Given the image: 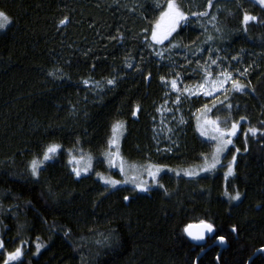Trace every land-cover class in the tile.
<instances>
[{
    "label": "trees",
    "instance_id": "trees-1",
    "mask_svg": "<svg viewBox=\"0 0 264 264\" xmlns=\"http://www.w3.org/2000/svg\"><path fill=\"white\" fill-rule=\"evenodd\" d=\"M201 1L179 3L189 15ZM165 3L0 0V11L12 20L0 30V262L21 246L23 256L15 264H195L199 252L223 236L227 245L219 255V247L210 246L196 264H264L263 252L252 256L264 248V136L244 135L249 127H264V7L254 0H213L226 30L215 47L226 45L242 71L247 69L242 91L229 88L198 100L215 103L211 116H226L229 125L239 122L226 153L237 157L235 175L226 180L221 166L184 175L209 154L193 123L170 151L155 152L152 119L167 90L161 78L175 67L169 58L157 59L144 37L150 40L157 4ZM245 12L259 20L245 26ZM193 24L173 35L192 43L200 36ZM183 60L175 63L185 74L190 69L185 64L194 63ZM109 78L116 79L115 86L106 84ZM117 122L124 124L120 156L126 163L163 168L157 177L163 188L151 177L145 180L152 183L149 192L130 183L113 188L98 178L126 180L106 159ZM52 144L59 151L33 177L29 162ZM73 155L91 157V170L77 177L69 163ZM225 191H239L240 200H229ZM201 220L212 223L214 233L198 246L184 228Z\"/></svg>",
    "mask_w": 264,
    "mask_h": 264
},
{
    "label": "snow or ice",
    "instance_id": "snow-or-ice-1",
    "mask_svg": "<svg viewBox=\"0 0 264 264\" xmlns=\"http://www.w3.org/2000/svg\"><path fill=\"white\" fill-rule=\"evenodd\" d=\"M254 2L261 7H264V0H254ZM213 6V0H208L207 7L211 8ZM157 8L160 9L159 17L155 21V23L152 25L150 30V40L148 36H145L144 39L147 42V46L150 48H154L157 45H164L167 41L171 48L175 49L179 47V44L173 43L175 40L174 33H177V30L181 27L182 24H185L189 21V15L186 14V12L183 10L182 6L179 3V0H166V3L164 5L157 4ZM209 15L208 11H201V12H192L191 16L193 17H207ZM216 19L215 16H212V20L214 21ZM68 18L65 17L60 21V24L63 25L67 22ZM259 18L255 15H251L247 12L243 14L242 21L245 26L248 25L249 22H256ZM12 23L11 18L9 15L4 12L0 11V30H4L7 28L8 25ZM146 32L148 29L145 30ZM120 39H123L122 34H118ZM117 37H112V39H116ZM212 37L209 36L208 40H211ZM203 51V49H202ZM156 55L161 56V52H157ZM232 59H237L236 57H233ZM210 65H216L217 59H213L211 56L209 57ZM210 65H205L204 67V77H203V83L199 84L196 88H188L183 87L181 88L180 84L182 81H180L179 74H176V78L172 79L170 81L166 80L164 77L161 78L162 82H164L166 85H170L171 89L177 93L176 100L174 101L175 104L179 105L181 103V97L183 96L185 99H188L191 96H197L199 97L201 94L204 96H214V93L219 92L221 90H224L225 92L227 89L224 88L226 84L231 82L232 89L236 92H240L245 88V85L239 83L238 80H236L232 73L227 71L226 69H221V71L216 75V77L213 79L212 77V71H210ZM127 67L131 68L132 64H127ZM94 67V66H93ZM247 72V69L244 70L243 73H240V75H244ZM50 75H56V73H50ZM85 85H87L89 82L88 80L83 81ZM107 85L115 86L116 79L115 78H109L106 80ZM186 94V95H185ZM221 104H224L227 109H231L233 106L230 103H225V101H220ZM213 107H216L215 103L213 104ZM139 111V107H137L136 111L133 112V115H136V112ZM211 109L208 108L207 105L204 106L202 109L203 116L197 117V129L200 131L201 136H208L209 140L213 142L214 147L213 151L211 152L210 156L205 155L203 157L204 164L200 168L201 172L205 173H211L217 169L218 166L226 167L225 172V179L227 180L228 177L235 175V165L237 157L236 155L232 156V160L227 164L224 165L222 162L221 157L224 156L225 152L229 150V145L233 144L232 137H235L237 135V131L239 129V122H232L230 128H221L220 120L219 118L213 120L207 118V113L210 112ZM246 117H241L240 120H245ZM203 120V123L201 124L200 121ZM183 123V120H181ZM224 123H228L227 120L224 121ZM262 125H264V121L261 122ZM124 125L120 122H117L112 127L113 135L108 141L109 151L106 153V156L109 160L110 164H114V161L116 159H120V172L122 174L127 175L124 168V162L123 159L120 157L119 152V135H122ZM210 129V133H209ZM171 131V129H169ZM260 134L261 136H264V127L262 128H256V127H249L247 131L244 133L245 137L247 138L248 134H251L253 137L257 136V134ZM115 147V152H113L111 149ZM60 146L56 144L48 145L42 156L32 159L29 162V170L33 177H39L40 172L44 168L46 162L52 160L55 156V154L59 151ZM236 153L240 152L239 148L235 149ZM245 151H247V147H245ZM69 163H72L76 166L73 167L72 171L75 173L77 177H80L82 172L87 173L91 167V157H88L87 160H85V157L82 155L79 159H76V157H73ZM130 171L135 172V175L131 176L130 180H125L123 183H133L135 188L138 189L140 192H149L150 186L147 181H144L140 179L139 177L142 175L140 170L133 166ZM144 171L147 172L148 176L152 178L153 181H157V177L161 172L164 171L163 168L149 165L144 168ZM168 171H173L169 169ZM180 173L177 172L176 175H179ZM199 173L193 172V171H184V175L186 176H194L198 175ZM99 175V174H98ZM101 179H103V182L107 185H111L113 188L116 187L118 184L121 183L119 180H113L109 178H104L101 176ZM157 186L160 188H163V184H159L157 181ZM225 195L228 196L229 200H240L241 193L239 191H236L234 195L228 193L225 191ZM123 199L125 201H128L130 199L129 196H124ZM233 232L236 231L235 228L232 229ZM184 232L194 241H201L204 240L206 233H213L214 232V226L210 222H206L204 220H201L198 225H192L189 224L185 227ZM219 240L221 243H224L225 238L223 236L219 237ZM42 245L37 244L36 245V251L37 254H39L40 248ZM4 248V241L0 240V249ZM260 251L264 252V248L260 249ZM23 256V249L22 247H17L15 251L8 252L6 259L3 261V264H15V262L19 261L21 257Z\"/></svg>",
    "mask_w": 264,
    "mask_h": 264
},
{
    "label": "rangeland",
    "instance_id": "rangeland-1",
    "mask_svg": "<svg viewBox=\"0 0 264 264\" xmlns=\"http://www.w3.org/2000/svg\"><path fill=\"white\" fill-rule=\"evenodd\" d=\"M201 5L202 6L196 5V9L194 10V12L208 11L209 15L207 17L197 18V17L191 16V13L193 12L192 11L189 13V21L185 24H182V26H184V25L190 24L191 22H194V24L192 26L195 27V30H198L200 36H197L196 39L192 43L185 44L182 41H179L178 39L175 38L173 43L179 44V47H177L175 49L171 48L169 43L166 41L164 45H157L154 48H150L147 46L148 50L150 52H152V54L157 59H159L160 61L167 60V58L171 59L170 63L175 68H173L172 71H169V75L165 79L170 81V80L176 78V74H179L180 81H182V83L180 84L181 88H183L185 86L188 88H196L199 84L203 83L204 67H205V65H210V60H209L210 56L213 59H217L216 65H210V71H212L213 79L216 77V75L223 68V69H226L227 71L231 72L233 77L236 80H238L239 83L245 85V88H246L245 81L243 80V75H240V73H243V71L241 69L240 62H239L238 58L236 57V55L233 56L232 53L228 52V50H226V45L224 46V44L221 43L222 41H219V44L221 46H224L225 48L224 47H215V45L218 44V40L223 39L225 37V33H226V30L222 27V24L219 21V16H218L219 7L215 5V6H212L211 8H208L206 0L201 1ZM212 16L216 17V19L214 21L212 20ZM209 36L212 37L211 40H208ZM224 40H225V38H224ZM202 49H203V51H202ZM232 51L233 50H231V52ZM157 52H161L162 55L161 56L156 55ZM182 52L185 53L183 56H184V60H186L187 63H189L190 61H192L194 63V66H190V65L185 64L186 68H190V69H188L189 72H186L185 74H182L183 73L182 71H181L182 73L179 72L180 67H177V63H175V62H179L180 59H182L183 56H178L179 53H182ZM190 54H191V56H190ZM233 57H236L237 59H232ZM186 77H188V78H186ZM224 88L227 90L229 88H232L231 82L226 84L224 86ZM166 89L167 90L165 92L164 98L159 103V105L157 106L156 112H155V117H153V119H152V130H151L152 132L150 135H152V137L154 139L155 152L162 153V152L170 151L169 149H171L173 144L179 140V137L181 136L182 131L187 126V124L193 123L194 131H196V133L198 134V136L200 137L202 142H204L206 145H208L209 154L206 153L205 155L210 156L211 152L213 151L214 144L212 141L209 140L207 135L201 136L200 131H198V129H197V123H198L197 117H202L204 115L202 112V109L206 105V104L203 105L201 102H198V100L199 99L205 100L207 98L208 99H214V97H216L218 94L223 93L225 91L221 90L219 92H216V93H214V96H211V97L204 96L201 94L199 97L191 96L188 99H185L182 96L181 97V103L179 105H177L174 103V101L176 100V97H177V93L171 89L170 85H167ZM207 106L212 111L213 105L208 104ZM211 111L207 113V118L213 119V120L219 118V120L221 122V124H220L221 128H230L231 127V124L229 125L227 123H224V121L227 120L226 116L225 117L224 116L223 117H214V116H211ZM181 120H183V123L181 122ZM200 123L202 124L203 120H201ZM169 129H171V131H169ZM209 133H210V129H209ZM122 134H123V131H122ZM112 135H113V133H112ZM112 135H111V137H112ZM121 136L122 135H119V141H120ZM232 140H233V137H232ZM112 151L115 152V149ZM226 153L227 152H225L224 156L221 157L223 163H225V162L229 163L232 160V156L226 157ZM73 157H76V159H79L81 157V155H73V156H71L70 160ZM106 159H107V163H108L110 168H117L120 170V159H116L114 161V164L109 163L107 156H106ZM85 160H87L86 157H85ZM123 162H124L125 172L127 173V175H125V174H123V175L127 180H130L131 176L136 174L135 172L130 171V169L133 166L138 168L140 170V172L142 173V175L139 177L140 179L145 181L149 178L147 172L144 171L145 167H143V165L134 164V163H126L124 161V159H123ZM202 162L204 164L203 158H202ZM70 164L72 165V169L74 166H76L72 163H70ZM203 164H201V165L198 164L197 166L194 165L193 172L197 171L200 174L201 173L200 168L203 166ZM149 165H152V164H149ZM149 165H147V166H149ZM152 166H154V165H152ZM226 170L227 169L225 168L224 172H226ZM188 171H192V170L190 169ZM203 173H205V172H203ZM82 174H84V173L82 172ZM108 175H109V177L111 176L110 178L113 180L121 181V183L118 185L130 183V185L134 186V184L131 182L123 183V181H125L123 176L121 179V178L113 177L110 174H108ZM98 178L103 182V179H101L100 176H98ZM148 183H149V185L152 184L150 182H148ZM0 240H2V239L0 238ZM3 251H4V249H0V253ZM4 255L7 256V253L5 252ZM4 258L6 259L5 256H4ZM5 259H3L0 262V264H3V261Z\"/></svg>",
    "mask_w": 264,
    "mask_h": 264
},
{
    "label": "water",
    "instance_id": "water-1",
    "mask_svg": "<svg viewBox=\"0 0 264 264\" xmlns=\"http://www.w3.org/2000/svg\"><path fill=\"white\" fill-rule=\"evenodd\" d=\"M199 222L200 221H197V222H191V223H189V224H192V225H198L199 224ZM207 222V221H206ZM188 224V225H189ZM187 226V225H186ZM185 226V227H186ZM185 229V228H184ZM184 234H185V236L188 238V240L191 242V243H193L194 245H198V246H201V245H204V244H206V242H207V238H208V236H210V235H212L213 233H206L205 234V238H204V240H201V241H194V240H192L185 232H184ZM218 246L219 247V251H218V254L217 255H219V253L221 252V250L223 249V248H225L226 247V240L224 241V243H221L220 242V240H219V237H217L210 245H208V246H206L203 250H201L200 252H199V254L197 255V257H196V259H195V264L197 263V260H198V258L203 254V252L207 249V248H209L210 246ZM260 249H262V248H259V249H257L254 253H253V255L252 256H254V255H256L258 252H262V251H260ZM264 253V252H263ZM250 260V259H249ZM249 262V261H248Z\"/></svg>",
    "mask_w": 264,
    "mask_h": 264
},
{
    "label": "bare ground",
    "instance_id": "bare-ground-1",
    "mask_svg": "<svg viewBox=\"0 0 264 264\" xmlns=\"http://www.w3.org/2000/svg\"><path fill=\"white\" fill-rule=\"evenodd\" d=\"M188 224H189V223H188ZM188 224H187V225H188ZM213 233H214V232H213ZM211 236H213V234H212V235H210V236H208V238H209V237H211ZM208 238H207V239H208ZM212 242H213V241H212Z\"/></svg>",
    "mask_w": 264,
    "mask_h": 264
}]
</instances>
